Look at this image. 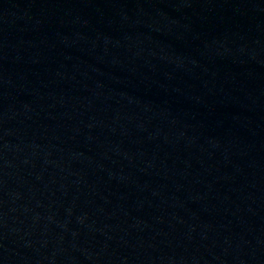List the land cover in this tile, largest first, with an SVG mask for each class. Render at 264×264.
Segmentation results:
<instances>
[{"label": "water", "instance_id": "obj_1", "mask_svg": "<svg viewBox=\"0 0 264 264\" xmlns=\"http://www.w3.org/2000/svg\"><path fill=\"white\" fill-rule=\"evenodd\" d=\"M0 264H264V0H0Z\"/></svg>", "mask_w": 264, "mask_h": 264}]
</instances>
